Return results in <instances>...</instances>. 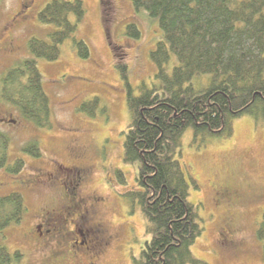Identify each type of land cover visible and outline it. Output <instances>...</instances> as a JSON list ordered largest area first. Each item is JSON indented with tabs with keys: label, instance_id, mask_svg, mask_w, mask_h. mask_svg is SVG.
Here are the masks:
<instances>
[{
	"label": "rangeland",
	"instance_id": "1",
	"mask_svg": "<svg viewBox=\"0 0 264 264\" xmlns=\"http://www.w3.org/2000/svg\"><path fill=\"white\" fill-rule=\"evenodd\" d=\"M50 1L0 0V29L22 11L15 25L19 28L14 33L15 44L20 47L19 59L10 62L4 58L0 62V91L7 71L22 60L32 59L27 50L28 41L31 38L47 41L53 27L40 24L37 15ZM81 1L85 17L76 35L88 45L89 57L80 59L67 40L60 45L56 61L36 60L43 90L52 106V128H36L14 107L0 102V112L16 122L8 130L0 127L1 134L10 139L8 161L12 163L18 158L24 161L18 174L0 170V184H3L0 197L18 192L27 209L22 221L11 226L14 229L8 244L13 247L15 241L24 239L31 250H37L34 222L42 209L53 208L54 202L63 199L64 191L60 187L32 186L28 182L35 176L55 171L56 166L69 172L80 168L90 173L91 180L90 190H83V194L93 191L103 199L96 208L119 234L113 249L100 264H133L148 237L138 203L126 196L137 190L138 167L122 161L130 113L127 88L115 63L119 60L127 66L131 93L138 95L141 84L150 87L155 82L150 52L162 40V32L157 22L144 11H136L130 0H108L106 16L100 0ZM130 24L139 30V38L125 35ZM174 65L176 59L172 56L168 70ZM204 78L207 80L203 77L201 82ZM94 97L100 98L106 113L99 112L94 118L80 113L79 106ZM232 129V135L223 139L195 137L193 130L187 129L176 150L175 158L189 183L188 201L197 207L203 228L190 250L196 259L207 264H264L261 244L255 236L264 220V122L244 115L233 121ZM32 139L39 143V158L21 152ZM225 188L232 189L238 200H221L217 193ZM226 223L232 224L227 244L219 235ZM26 250L27 258L19 264H33L34 253ZM66 264L82 263L70 260Z\"/></svg>",
	"mask_w": 264,
	"mask_h": 264
},
{
	"label": "trees",
	"instance_id": "2",
	"mask_svg": "<svg viewBox=\"0 0 264 264\" xmlns=\"http://www.w3.org/2000/svg\"><path fill=\"white\" fill-rule=\"evenodd\" d=\"M130 2L136 11L155 20L162 32V40L150 52L155 82L150 87L141 84L138 95L131 93L127 66L119 60L115 63L127 88L130 113L122 161L138 167L137 190L126 196L138 203L148 237L133 264H207L190 250L203 228L197 207L188 201L189 183L175 158L176 150L187 129H192L195 137L223 139L232 135L233 121L244 115L264 122V0ZM107 3L100 0L103 16L107 15ZM84 17L81 0L48 2L37 15L40 24L53 27L47 41L31 38L27 50L32 59L22 60L4 76L0 99L36 128L53 126L51 102L43 90L36 60L56 61L60 45L67 40L80 59H87L89 47L76 35ZM125 35L137 39L140 32L130 24ZM172 56L176 65L169 71ZM203 77L207 80L201 82ZM79 112L94 118L106 109L100 98L94 97L82 103ZM9 142V137L0 133V170L15 175L24 161L18 158L9 163ZM21 152L41 157L35 139ZM118 177L123 182V177ZM26 211L20 193L0 197V231L19 224ZM255 236L264 262V220ZM22 258L18 251L5 250L0 264H19Z\"/></svg>",
	"mask_w": 264,
	"mask_h": 264
},
{
	"label": "flooded vegetation",
	"instance_id": "3",
	"mask_svg": "<svg viewBox=\"0 0 264 264\" xmlns=\"http://www.w3.org/2000/svg\"><path fill=\"white\" fill-rule=\"evenodd\" d=\"M21 13L14 15L1 26L0 62L4 58L10 62L19 59L17 53L20 47L15 44L17 36L14 33L19 28L15 25ZM0 102L3 103V100L0 99ZM13 124L15 125L16 122L10 115L0 112L2 129L8 130ZM8 148L9 146L6 152ZM56 167L55 171L35 176L28 182V185L60 187L64 191L63 199L54 202L53 208L42 209L41 215L34 222L33 232L37 237V250H31L24 239L15 241L16 244L10 246L8 241L14 228L9 227L0 231V256L5 250L11 253L18 251L23 254L22 261L28 254L26 249H29L30 253L31 251L34 253L33 264H66L70 260L81 261L82 264H100L109 250L113 249L119 234L117 235L113 227L101 218L100 210L96 208L102 205L103 199L98 198L93 191L91 193L86 191L83 194V190L91 187L90 173L80 168L69 172L59 166ZM1 171L7 174L4 169ZM217 195L221 200H238L237 195L229 188L220 190ZM231 234L232 224L226 223L219 235L227 244ZM115 248L118 249L117 245Z\"/></svg>",
	"mask_w": 264,
	"mask_h": 264
}]
</instances>
